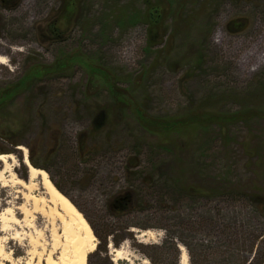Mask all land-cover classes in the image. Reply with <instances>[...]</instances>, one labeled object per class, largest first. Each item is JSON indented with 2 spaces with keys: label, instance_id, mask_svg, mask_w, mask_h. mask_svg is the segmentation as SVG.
Listing matches in <instances>:
<instances>
[{
  "label": "rangeland",
  "instance_id": "rangeland-1",
  "mask_svg": "<svg viewBox=\"0 0 264 264\" xmlns=\"http://www.w3.org/2000/svg\"><path fill=\"white\" fill-rule=\"evenodd\" d=\"M68 1L0 6V153L13 157L0 162L6 264L57 259L52 239L65 231L18 147L92 230L86 264H159L146 248L165 239L188 264H241L262 252L264 206L238 192L264 197V0H76L72 15ZM207 111L213 123L155 132L137 117ZM235 113L242 120H227ZM129 193L137 202L111 207Z\"/></svg>",
  "mask_w": 264,
  "mask_h": 264
},
{
  "label": "bare ground",
  "instance_id": "bare-ground-1",
  "mask_svg": "<svg viewBox=\"0 0 264 264\" xmlns=\"http://www.w3.org/2000/svg\"><path fill=\"white\" fill-rule=\"evenodd\" d=\"M4 64L3 58L0 57V65ZM18 150L23 152L24 165L28 168V178L34 180L36 178L41 179L43 188L46 190L49 197V202L52 205L51 214L63 222L65 231L63 233V239H58L54 237L52 239V249L57 250L58 258L54 260L52 255H48L47 264H86V258L90 255L96 247V239L92 233V230L83 219V217L78 213L73 205L66 199L62 194H60L50 182L48 175L43 170H38L33 168L27 160L26 150L23 147H18ZM11 155H3L0 153V162L7 163V161L12 160ZM3 181L2 172L0 173V183ZM21 186L24 184L19 183ZM34 203H40L42 200L38 198L32 199ZM60 212L71 213L76 216L82 232L74 233V230L66 224L62 214ZM27 213V212H26ZM180 258L179 264H188L186 252L179 248ZM116 260L124 259L122 251L113 250ZM0 257L2 262L0 264H6L10 262L5 254L0 249Z\"/></svg>",
  "mask_w": 264,
  "mask_h": 264
},
{
  "label": "trees",
  "instance_id": "trees-1",
  "mask_svg": "<svg viewBox=\"0 0 264 264\" xmlns=\"http://www.w3.org/2000/svg\"><path fill=\"white\" fill-rule=\"evenodd\" d=\"M74 1H76V0H70L66 4V11L69 12L70 15L73 14ZM7 10H10V9H7ZM154 14H155V11L154 12L153 11H151V12L149 11V16L146 17L147 20L149 21L150 16L151 15L154 16ZM156 15H157V17H160V15L157 14V12H156ZM19 86H21V84H19L17 86H14L9 91L2 92L1 93V97H7L10 94L11 91L14 92L16 89L20 88ZM113 94H115V93H113ZM117 94L120 95L121 94L120 91H117ZM116 97H117V95H116ZM137 117L139 118V121L141 123H143V124L146 123V126H149L150 125L149 123L154 124L156 126V128L152 129L151 132H155L160 125L168 124V123H171V122H173V123L168 124L164 128L165 129L168 128L169 130H171V129H174L173 127H176L177 125H182L183 127L189 126L190 125L189 123H193V122L199 123L200 122V118H202V117H204V118H202L203 121H209L211 123H213L212 120L217 119V116L216 115L213 116L212 112H209V111H207L205 113V115H196V116H194L192 114L191 117L188 116L183 121H180V120L179 121H170V122L165 121V122H162V123H161V121L157 122L156 120L149 121V119L145 118L140 112L137 113ZM227 120H229V121L242 120V114L235 113V114L229 115ZM146 126H144V127L147 128ZM147 131H149V130H147ZM31 164L33 166H36V165H34V163L32 161H31ZM221 188L222 189H226V188H223V187H221ZM207 190H208V188H207ZM186 191H188V190H186ZM200 192L202 194H204L203 192H206V191L202 190ZM228 192H229V190H225V191H221V192H218V193L219 194H224V193L227 194ZM215 194H216V192L214 193V195ZM238 194H241V195L247 197L249 202H251V203H253V204L257 205V206H264V197L262 195L258 194L257 192H254V191L248 192V193H239L238 192ZM134 196H136V197H134ZM125 197L127 198L125 200V202L128 201V203L133 205L134 202H137V197L138 196L134 195V193H129V195H126ZM146 249H148L149 251H152V253L155 252V253H159L160 254L161 261L159 262V264H168V263L165 262V259L167 258L169 252H172L173 255H174V260H173L172 264H179V258H180L179 247H178L177 243L174 240H172V239H165L161 243V245H151V246L147 247ZM103 251H104V255H105V250L103 248L98 251V254L103 255ZM148 258L150 259L149 256H148ZM104 259L107 260V257H105ZM150 260H151V262L153 264H157L155 261H153V259H150ZM241 264H264V250L262 252H260L258 255L257 254H253V256L251 258H249V259H247L245 261H242Z\"/></svg>",
  "mask_w": 264,
  "mask_h": 264
},
{
  "label": "flooded vegetation",
  "instance_id": "flooded-vegetation-1",
  "mask_svg": "<svg viewBox=\"0 0 264 264\" xmlns=\"http://www.w3.org/2000/svg\"><path fill=\"white\" fill-rule=\"evenodd\" d=\"M19 0H0V6L3 8V9H12L14 8L15 6H18V3ZM68 7V6H67ZM21 87V86H19ZM127 198L125 196L123 197H116L113 201V209L114 210H117L119 205L123 204V202L126 200Z\"/></svg>",
  "mask_w": 264,
  "mask_h": 264
}]
</instances>
